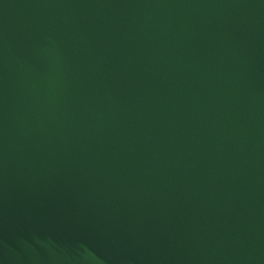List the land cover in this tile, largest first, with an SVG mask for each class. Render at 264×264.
<instances>
[{
    "label": "water",
    "instance_id": "obj_1",
    "mask_svg": "<svg viewBox=\"0 0 264 264\" xmlns=\"http://www.w3.org/2000/svg\"><path fill=\"white\" fill-rule=\"evenodd\" d=\"M0 264H264V0H0Z\"/></svg>",
    "mask_w": 264,
    "mask_h": 264
}]
</instances>
